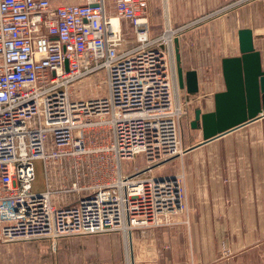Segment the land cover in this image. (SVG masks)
Segmentation results:
<instances>
[{
  "label": "built area",
  "instance_id": "built-area-1",
  "mask_svg": "<svg viewBox=\"0 0 264 264\" xmlns=\"http://www.w3.org/2000/svg\"><path fill=\"white\" fill-rule=\"evenodd\" d=\"M69 1L0 0L1 243L117 232L132 240L135 230L176 225L187 210L184 181L153 173L183 154L176 40L255 0L167 24L157 37L149 0ZM102 72L105 96L72 97L73 87ZM140 156L143 169L124 170ZM64 164L74 180L54 188L51 178L66 170L51 166Z\"/></svg>",
  "mask_w": 264,
  "mask_h": 264
},
{
  "label": "crops",
  "instance_id": "crops-1",
  "mask_svg": "<svg viewBox=\"0 0 264 264\" xmlns=\"http://www.w3.org/2000/svg\"><path fill=\"white\" fill-rule=\"evenodd\" d=\"M234 1L149 0L150 36H159L167 24L186 26ZM242 29L252 30L264 71V0L233 8L185 31L183 35L193 36L189 44L180 41L182 36L178 39L182 67L198 73L199 93L193 98L200 101L195 109L214 111V95L225 91L222 60L240 56ZM220 35L228 38L221 42ZM201 149L204 153H191ZM183 161L190 218L178 224L188 225V241L194 247L199 242L213 244L210 251L190 250L191 256L206 263L216 258L220 264H264V115L189 149Z\"/></svg>",
  "mask_w": 264,
  "mask_h": 264
},
{
  "label": "rangeland",
  "instance_id": "rangeland-1",
  "mask_svg": "<svg viewBox=\"0 0 264 264\" xmlns=\"http://www.w3.org/2000/svg\"><path fill=\"white\" fill-rule=\"evenodd\" d=\"M124 33L128 38L133 37L131 30L129 31L125 24ZM190 37L193 36L189 33L182 35L180 41L189 44ZM199 37L201 38L202 35ZM227 38L228 35H220L219 37L221 42H224ZM211 42V39H209L208 44L210 46ZM71 93L72 97L77 100L105 96L107 94L105 74L102 72L82 81L72 88ZM183 97L185 108L181 120L183 154L154 166L153 173L155 175H179L183 177L182 168L185 164L183 159L187 157L189 149L203 142L202 132L191 128L195 108L200 99L193 98L194 95L189 97L187 93H184ZM191 153H204V150L201 149ZM145 165L146 162L141 156L134 161L123 164L126 171H133L134 167L141 170ZM185 166H187V163ZM51 167L53 171L60 172L61 168L66 170L64 175L58 173V175L51 178L52 187L60 188L73 182L74 176L70 172L69 164H64L61 167L52 165ZM34 186L36 191L45 188V175L41 162L36 163V182ZM189 218L188 210H186L177 219V222L185 223L184 221ZM178 223L170 227L135 230L132 233V240H130V235L117 232L92 236H75L57 241L0 242V264H195L194 261H197L196 264H220V260L216 258L207 263L204 262V259H194L190 254V250L210 251L213 249V244L199 242L195 243L196 247H194L193 243L188 241V225Z\"/></svg>",
  "mask_w": 264,
  "mask_h": 264
},
{
  "label": "water",
  "instance_id": "water-1",
  "mask_svg": "<svg viewBox=\"0 0 264 264\" xmlns=\"http://www.w3.org/2000/svg\"><path fill=\"white\" fill-rule=\"evenodd\" d=\"M240 56L222 60L225 91L214 95V111L196 109L192 129L202 132L203 144L226 135L264 115V71L261 55L255 49L252 30L238 33ZM176 40L179 86L189 95L199 93L196 71H185Z\"/></svg>",
  "mask_w": 264,
  "mask_h": 264
},
{
  "label": "bare ground",
  "instance_id": "bare-ground-1",
  "mask_svg": "<svg viewBox=\"0 0 264 264\" xmlns=\"http://www.w3.org/2000/svg\"><path fill=\"white\" fill-rule=\"evenodd\" d=\"M114 23L116 24V23H117V21L115 20V21H114Z\"/></svg>",
  "mask_w": 264,
  "mask_h": 264
}]
</instances>
